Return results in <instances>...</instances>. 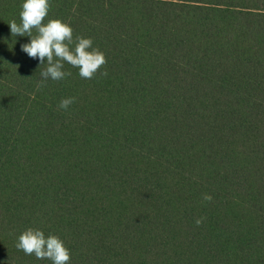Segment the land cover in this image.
Segmentation results:
<instances>
[{"label": "trees", "instance_id": "1", "mask_svg": "<svg viewBox=\"0 0 264 264\" xmlns=\"http://www.w3.org/2000/svg\"><path fill=\"white\" fill-rule=\"evenodd\" d=\"M23 2L0 0V264H52L30 227L69 264H264V0H49L107 63L39 89Z\"/></svg>", "mask_w": 264, "mask_h": 264}, {"label": "clouds", "instance_id": "2", "mask_svg": "<svg viewBox=\"0 0 264 264\" xmlns=\"http://www.w3.org/2000/svg\"><path fill=\"white\" fill-rule=\"evenodd\" d=\"M50 9L49 0H24L20 12V23L15 20L9 23L13 36H29L30 43L21 46L30 58H38L41 64L47 60V68L41 72V81L37 88L46 86V81L51 78L54 81L63 80L71 76V72L63 71L64 63L79 69V75L84 79H93L100 69L106 65L105 54L93 47L91 38L77 36L73 38L72 27L60 19H50L44 23ZM33 29L36 35H33ZM74 45V46H73ZM18 67V66H17ZM100 75L107 76L105 70ZM75 102L74 97L64 98L58 107L67 110ZM205 201H211L212 196L204 194ZM202 219H197L199 226ZM18 250L25 255H34L37 259H47L52 264H69L70 250L63 240L56 235L45 236L39 229L28 228L23 231L16 244Z\"/></svg>", "mask_w": 264, "mask_h": 264}]
</instances>
